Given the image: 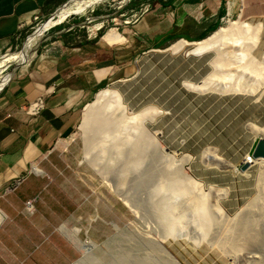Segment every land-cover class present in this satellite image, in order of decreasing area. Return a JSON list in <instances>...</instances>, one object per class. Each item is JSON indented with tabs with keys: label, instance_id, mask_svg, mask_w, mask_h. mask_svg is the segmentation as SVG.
Returning <instances> with one entry per match:
<instances>
[{
	"label": "rangeland",
	"instance_id": "rangeland-1",
	"mask_svg": "<svg viewBox=\"0 0 264 264\" xmlns=\"http://www.w3.org/2000/svg\"><path fill=\"white\" fill-rule=\"evenodd\" d=\"M131 1L138 0H73L62 6L53 20L33 26L2 57L0 78L35 57L42 39L54 31L49 27L69 14L63 23L88 17L89 27L99 23L92 17L102 14L103 27L97 33L103 35L138 10L125 7ZM238 20L262 26L260 44L247 57H238L229 74H213L212 53L199 59L185 54L189 46L177 55L156 49L139 55L136 74L103 88L118 90L127 112L147 108L151 113L143 125L156 144L146 150L136 171L128 170L126 161L137 141V123L124 124L118 120L121 111L103 110L91 131L85 128L84 110L80 112L72 135L35 165L46 185H23L26 193L12 190L13 185L7 190L14 206L11 211L2 207L8 217L0 225V233H5L1 248L45 249L43 258L33 255L8 264H264V164L247 157L264 138V82L251 93L247 88L254 75L240 70L264 60V18L245 20L230 12L215 32ZM228 88L231 91L224 93ZM115 147L120 148L117 155ZM243 162L250 166L240 172ZM189 178L195 187L187 186ZM198 195H207L211 207L210 222L201 231V221L191 211ZM28 196L35 200L32 212L25 209ZM216 201L219 214L213 209ZM241 219L246 221L243 227ZM44 224L46 229L41 228ZM63 225L73 234L72 241L57 231ZM170 226L173 233L166 237ZM245 228L247 245L236 235ZM230 236H236L238 244ZM228 240L237 249H231Z\"/></svg>",
	"mask_w": 264,
	"mask_h": 264
},
{
	"label": "crops",
	"instance_id": "crops-1",
	"mask_svg": "<svg viewBox=\"0 0 264 264\" xmlns=\"http://www.w3.org/2000/svg\"><path fill=\"white\" fill-rule=\"evenodd\" d=\"M70 1L0 0V61L28 30ZM138 7L130 9L138 10L126 16V24H116L103 35L79 19L64 23L42 39L35 57L0 78V211L6 217L2 207L11 211L14 206L7 190L17 182L18 190L46 185L42 176L31 173L32 167L72 135L80 112L98 91L138 72L141 53L165 50L174 41L205 40L230 12L245 20L264 18V0H150ZM101 17L92 19L102 23ZM38 98L43 109L35 116L27 114L26 107ZM4 235L0 233V264L33 255L43 258L45 249H2Z\"/></svg>",
	"mask_w": 264,
	"mask_h": 264
},
{
	"label": "bare ground",
	"instance_id": "bare-ground-1",
	"mask_svg": "<svg viewBox=\"0 0 264 264\" xmlns=\"http://www.w3.org/2000/svg\"><path fill=\"white\" fill-rule=\"evenodd\" d=\"M93 27L99 28L100 26L95 24ZM261 31H262L261 25L252 26L251 24L240 21V20L234 21V22L229 21L226 27L219 28L215 33H213L211 36L207 37V39H205V40H202L200 42H191V43L184 41V40H180V41L174 43L169 48H167L166 51H169L172 55H175V54L177 55L178 53L185 51V47L189 46L190 49L185 51V54H187V55L190 54L192 56L198 57V56H202V55H205L208 53H212L213 58L210 60L209 65H211L213 68V74H215L216 77L218 76L219 78H221L222 74L223 75L229 74V69H231V67L233 65H235V61H236V59H238V57L239 58L240 57L244 58L245 56L247 57L248 55H250V53L253 49H255L256 47L258 48V46L260 44L259 35H260ZM157 52H159V51H157ZM236 63H237V61H236ZM248 63L249 62H247V64ZM244 66H245V64H244ZM250 66H252V64ZM246 68H248V65L245 67V69H244V67H242V68L240 67V70L245 71L247 74L250 73L251 75H254V77H253L249 74L251 77H253L254 82L250 87L247 88L248 91L253 93L264 82V60H263V62L261 61V63L255 65L251 68H248V69H246ZM212 76L213 75L211 74L208 77L211 78ZM209 81H211V80H209ZM209 84H210V82H209ZM242 86H241V88H242ZM217 90H219V89H215L216 92H219ZM224 90H225V88H224ZM230 91H231V88H228V90H226L224 93L230 92ZM83 110H84V116H85L84 121L86 122L85 128H87V130H91V131L96 130V126L99 123V114L103 110L121 111L120 117L118 120L124 124L129 123L130 120H132V121L134 120L137 123V127H134L138 130L137 141L132 144L130 152H129L130 154H129L128 159L126 161L127 169L132 170L133 172L136 171L137 168L139 167L141 157L144 155L146 150L149 147H153L156 144L154 137L144 128V125H143L145 120H150L149 118L152 117L150 111H148V109L145 108L141 112H138L136 114H132V113L127 112V108L125 107V105L123 104V101H122V96L120 95L118 90H114L112 88L111 89L105 88V89L98 91L95 94L92 102L88 103L84 107ZM147 112H149V113H147ZM105 119L106 118H104V121H105ZM134 132H136V131H134ZM261 138H263V137H261ZM125 140L126 139H124L123 141H125ZM132 140L133 139L130 140V143ZM123 144H126V143H123ZM127 144H128V142H127ZM103 149H105V148H103ZM119 152H120V148L115 147V154L117 155ZM251 160H253V159H251ZM253 161H255L254 163H257V164H260V163L264 164V160H261V159H254ZM249 166H250V164H249ZM32 172L36 175H41L43 173L35 165L32 167ZM190 178L187 180V183H188L187 186H189L190 188H193V187H195L194 183L192 182V180H194V179L191 180ZM195 184H197V183L195 182ZM174 187H175V185H174ZM176 188H174V190H177ZM174 190H173V192H174ZM202 195H198L195 198L196 200L195 199H194L195 201L193 200L194 201L193 204L195 206L192 205L194 207H192V210H191L192 211V217H194L196 215V217H198V218L195 217L194 219H196V221L198 219L201 221V226H198L199 222L197 224V226L200 227V229H198L200 231H201L202 226H203L202 229L206 230V227L208 226L210 219H211V215L208 214L209 210L211 209V207H209L207 205V199L208 198L206 196L208 194L206 196H202ZM213 209L216 212V214H219L221 212V207L218 205L217 201H216V204L213 206ZM248 218H249V215H248ZM4 219H5V215L2 212H0V225L2 224ZM238 223L240 226L242 224V227H243V225L246 223V221L244 219H241V221H238ZM175 225L171 224L172 227H175ZM237 225L238 224H236V226ZM247 225H250V224H247ZM170 227H167V229H166V233H165L166 237L168 235L171 236L173 233L172 227H171V229H169ZM237 227L239 229V226H237ZM238 229H236V231ZM247 230H248L247 228L243 229L240 234L238 233L239 231H237L236 235H238V237L241 238L242 241H244L246 239V237H248L247 235H249ZM57 231L59 233H61L65 239H67L68 241L69 240L72 241L73 234L69 231L67 226H64V225L59 226L57 228ZM230 235L232 236L233 234H230ZM231 236H230L229 240H232ZM235 237H233L234 241L236 240ZM238 237H237V241L239 242ZM229 240L226 243L230 244L231 249H234V250L237 249L236 247H238V245L235 246V244H234L236 241L234 242L232 240L234 243L233 242L231 243V241L229 242ZM247 241H249V238ZM247 241H244L245 243L243 242V244H246ZM255 241H257L256 238H255ZM227 244H226V247H227ZM229 244H228V246H229ZM236 244H238V243L236 242ZM240 245L242 246V244H240ZM240 245H239V247H241ZM80 250L83 251L81 248H80ZM73 264H77V262L73 263Z\"/></svg>",
	"mask_w": 264,
	"mask_h": 264
},
{
	"label": "built area",
	"instance_id": "built-area-1",
	"mask_svg": "<svg viewBox=\"0 0 264 264\" xmlns=\"http://www.w3.org/2000/svg\"><path fill=\"white\" fill-rule=\"evenodd\" d=\"M70 2H73V0H71ZM66 5H64L63 7H65ZM142 7H144V6H142ZM58 11H60V9L58 10ZM61 11H62V9H61ZM85 13V11L84 12H82V13H79L80 15L81 14H84ZM79 14H75V15H79ZM54 15L56 16V14L55 13H53L48 19H46V21H45V23L46 22H48V21H50V20H53L54 19ZM70 15H72V14H69L67 17H69ZM74 15V14H73ZM67 17L63 20V21H61V23H58V24H62L66 19H67ZM78 19H81L82 17H77ZM84 18H86V21H89L88 20V17H84ZM128 21H124V23L126 24ZM42 24V22H40V23H38L37 25H36V27L38 28L40 25ZM100 24V27L99 28H97V30H99V29H101L102 27H103V23H99ZM95 25V24H94ZM50 28V27H49ZM48 28V29H49ZM48 29H46V30H48ZM43 99L42 98H38V99H36V101H34L33 103H31L30 105H28L27 107H26V113L27 114H29V115H37L42 109H43ZM250 160H251V158L249 157V156H247ZM18 184H19V182H17V183H14L13 184V189L12 190H14V189H16L17 188V186H18ZM34 202H35V200L34 199H31V200H27L26 202H25V209L28 211V212H32L33 210H34Z\"/></svg>",
	"mask_w": 264,
	"mask_h": 264
},
{
	"label": "water",
	"instance_id": "water-1",
	"mask_svg": "<svg viewBox=\"0 0 264 264\" xmlns=\"http://www.w3.org/2000/svg\"><path fill=\"white\" fill-rule=\"evenodd\" d=\"M249 157L253 160L254 159L264 160V139L263 138L260 137L258 139ZM248 168H249V163L243 162L242 165L240 166V171L245 172ZM159 247L161 250H163L165 254H167L170 258L176 261L175 258L171 255V253L166 248H164L162 245H160ZM177 264L179 263L177 262Z\"/></svg>",
	"mask_w": 264,
	"mask_h": 264
},
{
	"label": "trees",
	"instance_id": "trees-1",
	"mask_svg": "<svg viewBox=\"0 0 264 264\" xmlns=\"http://www.w3.org/2000/svg\"><path fill=\"white\" fill-rule=\"evenodd\" d=\"M145 1H150V0H138L137 2H130L129 4H127L125 7H130V8H137L138 7V5L140 4V3H142V2H145ZM157 1H159V0H157ZM82 22H84V24H86L87 23V21L85 20H81ZM64 23H62V24H54V25H52V26H50V29L51 28H53V30H57L58 29V27H60L61 25H63ZM33 45H31V48L30 49H35L36 47V45L35 46H33ZM35 50H37V49H35Z\"/></svg>",
	"mask_w": 264,
	"mask_h": 264
}]
</instances>
